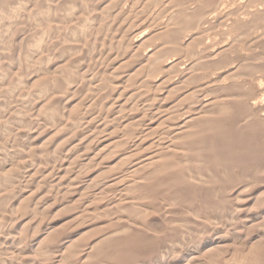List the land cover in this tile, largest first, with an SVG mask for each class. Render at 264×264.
<instances>
[{
    "label": "rangeland",
    "instance_id": "374dc122",
    "mask_svg": "<svg viewBox=\"0 0 264 264\" xmlns=\"http://www.w3.org/2000/svg\"><path fill=\"white\" fill-rule=\"evenodd\" d=\"M92 1L94 2V0H86L85 3L83 2L82 7L86 4L85 6L89 8L84 7L85 10H91L92 7L90 6H93ZM109 1H103L105 4L107 2V6L103 3L104 7L106 6L107 12H105L104 8L103 15L106 13V17H103L102 22L100 21L101 23L96 22L92 27L93 29H91L92 31L89 29L92 34L86 32V36H82L87 39L83 38V40L82 37H78L77 40L80 39L81 41L76 42V38H74L75 36H73L71 31H68L69 34L66 32L64 34V31L52 32L56 36L53 41L55 43H52V46L56 45V41L60 39L59 41H63L66 45L60 42L61 46L63 45L67 49L65 50L63 46L64 49L59 48V44L57 46L59 49L57 50L61 51L63 49L65 53L70 51L69 54H72V57L69 55V58L71 57L70 62L66 60L68 57L65 58L66 63H69L70 66L68 64L64 65L65 60H63L64 63L60 62L57 65L58 67L48 66L43 71L44 73L47 71L46 75L55 73L63 76L60 85L64 84V86H58V88L60 87L57 91L59 93H56V96H65L69 99L65 98V100H68V106L65 108L63 120L61 119L62 117L56 116V114L54 117V113L56 112L54 107H36L35 105L39 104V98L44 95L40 91L38 82L34 80L35 67L33 68V65L35 56L31 54L30 50L28 53L31 55V60H24L25 62L21 63V65L23 64L22 68H19L21 65L17 66L19 65L17 64V60L13 61L9 57L6 58L10 61L6 60L5 70L3 68L4 63H2L3 59H0L3 64L1 65L0 63V70H4L5 73L3 74L0 71V113H2L1 110H7L8 107L11 109L15 107L22 108L18 109L17 113L19 114H14L15 116H12V120H9L10 122H6L7 125L11 123V126L8 125V127L4 121L0 123L1 125L4 124L2 125L3 128H1L2 126L0 127L4 131L0 137V142L9 140L10 138L7 137L6 139L5 137L15 134L17 130H22L24 133V131L26 132L34 128L35 135V144L30 145V147L32 146L31 148L28 146V150H23V155L24 153L25 155L20 156L22 158H19V161L16 159L17 157H14L16 156V151L13 152L14 148H12L13 151L11 152L13 154V157L11 156L12 160L9 158L5 159V162L7 160L6 164L3 162L4 159L2 161L0 157L3 163L0 162V186H2L0 187V218L3 217V220L0 219V222L3 221L0 227L4 229V233H2L4 234L3 240L5 241L2 240V234H0V250L4 248V250L0 251V264H264V188L261 186L255 188L254 182L250 183L253 180H250L249 177L247 179L246 174H244L245 172L239 174L243 167L237 166L240 170L236 168L237 164L240 163L239 165H242L243 158L245 159L243 161H246V164L249 163V165L250 161H254L255 159L249 157L257 153L260 158H264L263 128L256 125L249 126V124L245 123L242 126L245 129L244 132L240 128L238 130H242L241 132L235 131L236 133H241L240 135L234 134L237 137L236 139L228 138L226 135L232 130L231 123H228V119H231V113L229 112L231 104L228 100H225V102L221 101L223 104L220 102L217 106H213L216 112H221V116L224 115L222 118L226 117L225 120H217L218 124H216V119L215 117L213 118V114L214 116L216 114L211 113V115L208 113L206 117L204 116L205 118L202 117L193 121L194 125H192L193 122L190 124V131L188 132V134L190 133V137L186 136L187 139L190 138L189 140L185 139V136L176 138L173 132L176 128L175 121L178 119L177 117L182 116L185 112H189L198 103L199 96L198 94L196 95V90L208 83L212 87H215L214 84L219 85L215 76L219 70L226 71V67L231 66L228 60L235 61V57L244 52L245 50L243 49H247L251 42V45L254 43V47H257V49L259 44L253 42V35H244L243 38L239 36L241 32L239 28L235 30L236 26H234L232 28L233 32H236V35L233 34L232 37L234 45L226 49L219 56V58L222 57L219 60H226V63L224 61L222 65L224 69L222 67L218 70L215 67V65L217 66L215 62L214 65H208L211 60L206 61L204 59L205 63L200 67L203 70H198L199 73L197 72L193 76V81L191 79L189 83L187 81L183 82L185 84L180 83L179 90L174 89L171 92H164L162 87L165 85L161 87H157L156 85L150 86L148 79H151L153 75L163 77L164 82L167 79L169 81L174 78L180 79L177 69H163L158 66V63H153V66L152 64L149 66V69L152 68L149 71L141 66V64H134L135 58L125 59L123 57L125 50L122 47L123 41L121 42L119 37L123 33V30H126L130 26L132 28V26L136 27L140 24L148 27L150 20L160 15L157 14L158 12L156 13V11L161 9L160 0L157 1L158 4L156 0H148V2L144 0L148 4H145L146 8L144 3H142L143 0H129L130 3L134 2V4L131 3L134 5L132 6L134 9L132 8L133 11H129L130 14H128L129 12L127 13L128 16L121 13V11L119 12L118 9L115 10L111 8L112 6L110 7L111 3L113 4V2L120 0H111L108 4ZM4 5L6 8L4 16H7L4 20H6L7 24L5 22L2 24L3 27L5 26L4 28L7 27L5 29L7 32L3 29L5 36L2 39L8 40V45L2 41L1 46L4 45L9 50L12 49V46H19L21 41L24 42L25 37H28L26 38L28 40L31 34V41L33 44H36L34 41L36 39L37 42V36L34 33V29L37 13L46 11L48 14L50 12V14H54L56 11L60 19L64 18L65 13L62 15V12L67 9V7L62 6L61 9H58L59 11L61 10V13H59L55 7L52 8V6L48 5V2L43 3L39 0H8L7 4ZM154 5H156V8ZM111 10L113 12H110ZM60 14L62 17H60ZM162 14L160 15L161 17ZM165 14L167 12H164L163 16ZM177 17L175 24H178L177 26L174 24V26L180 29L184 27V21L179 16ZM63 18L60 21L62 20V23H66L67 18L66 20ZM124 18H126L125 20H129L125 22ZM126 23L130 25L128 26ZM260 28L263 29L264 24ZM185 29V27L181 28L180 31L182 30L187 33L188 30L185 31ZM221 30V28H213L210 31L211 33L209 32V37L204 42H209L210 44H214L215 42L217 45L220 41L219 39H222L219 34ZM58 34L59 36H63V38L58 37ZM180 34L182 35L183 33L180 32ZM180 34L179 36L181 37ZM94 41H97V43ZM211 41L213 42L211 43ZM255 43L258 45L256 44L255 46ZM32 46L31 50L33 53ZM52 46L50 43L52 50L56 48V46L54 48ZM164 48L167 51L170 50V55L173 57L180 56V53L175 50L173 44H168V46L165 44ZM193 50V47L189 48V53L187 52L188 57L193 56V54H195V57L196 55L197 57H205L206 55L205 52L200 54L201 52ZM187 56L185 60L189 59ZM123 59L125 61L129 59V61L124 62ZM10 67H13L15 71L18 68L19 73L16 71L17 74H14L15 71ZM77 67L80 69L77 70ZM67 69H70V73L72 72V78L75 75L77 77L72 79ZM159 69L160 71H158ZM74 71L79 72L77 74ZM148 71L149 73L151 72V75ZM82 74L84 77L81 76ZM129 75L134 80H128V83L134 84L133 86L124 83L127 82V78L131 79ZM135 76L138 80H135ZM19 77L23 78L21 82ZM139 77L140 82L143 80V84L139 82ZM63 80L70 81L64 82ZM72 80L73 82L76 80L75 84L72 83ZM62 87L64 90L62 89L61 91ZM62 93L64 96H62ZM46 98L51 97L47 96ZM17 101H20V104ZM14 105L17 106L12 107ZM191 105L192 107H190ZM35 108L38 109L35 110ZM221 108L224 112H222ZM51 109L55 112L51 113L53 112ZM39 111H41V114L36 113ZM49 113L53 116L50 114L49 117ZM173 116L176 117L174 118ZM221 116L219 115L218 118H221ZM227 116L229 117L227 118ZM14 119L15 121H13ZM208 120L210 121L206 122ZM17 121L19 122L18 126L15 123ZM210 122H215L213 124L216 127L219 125L217 128L215 127L216 130ZM246 122L248 123V121ZM5 125L10 130L14 127L12 132L15 133L11 134V131L7 130ZM35 130H38L39 134ZM216 131L218 132L217 135ZM5 132H8L10 135L8 133L6 135ZM214 132L213 136L218 139L213 137L215 139L213 140L210 138L211 133ZM245 136L248 137L247 139L257 136L255 138H258V141L255 142L256 144H253L252 142L248 143L245 139L244 142L242 137L246 138ZM2 138L5 139L3 140ZM227 138L231 140L229 141ZM171 141L177 147L170 146L169 148L167 143ZM229 142L234 144L231 145ZM3 143H1V146ZM217 143L224 149H220L221 151L224 152L226 148L224 153L227 152V155H224L223 152L221 154L225 156L223 157L224 159H227V157L228 159L229 157L232 158L230 155L231 149L234 150V147L238 149L239 146L238 150L240 154L243 152L244 156L241 154L243 158L240 155L238 159L241 157L242 160L241 158L239 161L236 160L235 167L233 159H231L232 162L227 160L232 164L229 167L226 166L227 164L224 165L226 166L225 168L223 165L219 167L217 163H219L220 157L214 154L218 150V148H215ZM240 144L243 146H240ZM204 146L205 148L202 149ZM217 146L220 147L219 145ZM213 149L217 150L213 153ZM154 156L157 157L155 158ZM215 157L219 159L216 160V162L218 161L217 163L213 159ZM212 160L217 166L212 163ZM257 161L258 158L255 159V163ZM7 163L9 164L7 165ZM2 165L3 167H1ZM243 165L246 168L249 167L248 164L245 165L244 163ZM4 166L8 169L7 171L4 169ZM245 167L244 170L246 171ZM10 168L12 169L11 171H9ZM1 171L8 172L7 176L3 177V180L2 176L5 173L3 174ZM114 176H119L117 179L119 182L115 181L113 183L110 177ZM220 176L224 179L222 180ZM234 176L237 177L235 178ZM8 178L12 179L14 183H8ZM9 182L11 181L9 180ZM226 182L230 184L228 185ZM236 184L239 188H234ZM246 184L248 185L246 186ZM233 188L237 189V192L231 193ZM260 189L262 190L261 192H259ZM241 191L242 193H240ZM258 192L259 195L257 194ZM261 193L263 196L260 195ZM210 197L214 199L217 197L216 200L219 199V201L217 200L218 203L207 201L208 199H213ZM222 197H226L230 201L224 200ZM220 198L223 200H220ZM252 198L253 200H251ZM246 199L248 201H244ZM254 200L257 202L255 203ZM220 201H223V203ZM252 223L254 224L252 225ZM2 228H0L1 231L3 230ZM7 233H10V236ZM14 233L21 239L18 240L19 242H16L17 239L14 238ZM66 241L67 243H65ZM14 245L20 248L19 251H21L19 253L18 248H16L17 252H14L13 248L16 247ZM6 247L8 248L5 251ZM4 251L6 252L4 253L5 259H3L4 256L2 255Z\"/></svg>",
    "mask_w": 264,
    "mask_h": 264
},
{
    "label": "bare ground",
    "instance_id": "6f19581e",
    "mask_svg": "<svg viewBox=\"0 0 264 264\" xmlns=\"http://www.w3.org/2000/svg\"><path fill=\"white\" fill-rule=\"evenodd\" d=\"M4 1L5 0H0V59L3 61L2 63H4V69L6 68V64H7V61L6 60H8V59H6V58H12V60L14 61V60H17V64H19V65H17L18 67L21 65V63H24L25 61L24 60H27V59H30V54L28 53V51L30 50L31 51V54L32 55H34L35 56V62H34V65H33V68L35 67V71H34V80H36L37 82H38V85H39V87H40V91H41V93L44 95L43 97H41V98H39L40 99V101H39V104H35L36 105V107L37 106H39V107H54V109H55V111H53V109H51L53 112H51V113H54V117H55V114H56V116H60V117H62L61 119L63 120V116L65 115V108L68 106V98L67 97H65L64 95H63V93H62V96H64V97H60V96H56V93L58 94L59 92H57L58 91V89L60 88H58V86H64V84L63 85H60V81L62 80V78H63V76L61 77V76H59V75H57V74H55V73H53L52 75H46L47 73V71L44 73L43 71H44V69H46L48 66L50 67H58L57 65L60 63V62H63V60H65V58L66 57H68L66 60H70V58L72 57V54H69V52H67V53H65L64 52V46L63 45H65V43L63 42V41H59L60 39L58 38V37H60L61 39L63 38V36H59V34H58V41H59V43H58V41H56L57 43H56V45H53L52 46V43H53V41H54V39H55V37L56 36H54L53 34H52V32H55L56 33V31H59V32H63L64 31V34H65V32L67 33V34H69V32L68 31H71V33L73 34V36H75L74 38H76V40L75 39H73V40H75L76 42L77 41H79V40H77V38L79 37H82V36H84L85 34H86V32H90V30L91 29H93L92 27L95 25V23L96 22H102V20H103V17H106L105 15H106V4H107V2H106V4L103 2V1H105V0H94V2H93V6H90V7H92L91 8V10H85V8L84 7H87V6H85L84 5V7H82V4H83V2L85 3V1L86 0H50V1H46V0H39V1H42L43 3H45V2H48V5H50V6H52V8L53 7H55V9H57V11H59L58 9H61V7L62 6H65V8L67 7V9H66V11H64V12H62V15L65 13V15H64V18L61 16V14H60V17H62L64 20H66V18H67V22L66 23H62V20L60 21V19H62V18H58L59 16H57V14H56V11L54 12L53 10V12H54V14H48L46 11L45 12H43V13H41V12H39V13H37L36 14V16L35 17H37L36 18V25H35V35L37 36L36 38H37V42H36V39L35 38H33V39H35V41H34V43H36V44H33V42L31 41V35L29 36L30 38L27 40L26 38H28V37H25L24 38V42L23 41H21L20 42V44H19V46L18 45H16V46H12V49L11 50H9L8 49V47L7 48H5V46L3 47V46H1V44H2V41H4L5 43H7L8 42V40H3L2 38H3V36H5V33L3 32L6 28H4L3 27V22H5L6 20H4V19H6V15L4 16V14L6 13V8H5V5L4 4H7V1L8 0H6V2L4 3ZM16 1H18V0H16ZM82 1V2H81ZM89 1V0H88ZM109 1V0H108ZM111 1V0H110ZM110 1L108 2V4L110 3ZM146 2H148V0H145ZM151 1V0H150ZM149 1V3H151ZM157 1H159V0H156V2ZM113 2V1H112ZM146 2H144V0H143V2L142 3H144V6H145V4H146ZM154 2V1H153ZM159 2H161V9H159L158 11H156V13L159 15H161V13H163L164 14V12H167V14H165V16H163V14H162V17L159 15L158 17L156 16L154 19L152 18V20H150V22H149V24H148V27L147 26H142V25H140L139 24V26L137 25L136 27L134 26H132V28H131V26L129 27V28H127L126 30H123V33L121 34V36H119L120 37V41L122 42V47H124V50H125V52H123L124 54V58L126 59V58H135V63L134 64H141V66H143V67H145L146 69H148L149 71L152 69H149V66L152 64V66H153V63L154 64H156V63H158L159 65V67L160 68H163V69H166V68H168V70L170 69V68H175V69H177V71H178V73H179V76H180V79H172V80H168L167 79V81L166 82H164L165 80L163 79V77H161V76H154L153 75V77H151V79H148L149 80V85L150 86H157V87H161V86H163V85H165L164 87H162L163 88V90H164V92H166V91H169V92H171L172 90H174V89H178L179 87H180V83L181 84H185V83H183L184 81L186 82L187 81V83H189V81H191V79L193 78V76H195V74L198 72L199 73V69L201 70V65H203L205 62H204V59H206V61L207 60H211L209 63H208V65L209 64H217V66L215 65V67H217L218 68V70L219 69H221L223 66V64H224V61H225V63H226V60L224 59V61L221 59V60H219L220 58H222V57H220L219 58V56L221 55V53L222 52H224L226 49H228V48H230V47H232L233 45H234V40L232 39V37H233V34H235L234 32H233V27L234 26H236L235 27V30L237 29V28H239V30H240V32H241V34H239V36H242V38H243V36L245 35V36H247V35H253V37H254V39H252V40H254L253 42H257V43H255V46H256V44L258 45V49H257V47L255 48L254 47V43L251 45V43H250V45L252 46H248L247 47V49L246 48H244L243 50H245L244 52H242L240 55H237L235 58V61H231V60H228V61H230V65L231 66H229V67H226V71H223V70H219L218 72H217V75L215 76V77H217V80H218V84L219 85H215L214 84V86L215 87H212L209 83L208 84H206L205 86H201V88L199 87V89L198 90H196V95L198 94V96H199V100H197L198 101V103L196 104V106L194 105V107L192 108V110H189V112H185V114H183L182 116H180V117H177L178 119V121L176 120L175 122H176V124H175V131H173L174 132V136H176V138H182V137H184L185 136V139H187V137L186 136H189L190 137V133L188 134V132L190 131V124L193 122V121H196L197 119H199V118H202V117H206V114H208V113H215L216 115L214 116V114H213V118L215 117V122H217L216 124H218V121L217 120H222V119H224L225 120V118H222L224 115H222L221 116V112H216L215 110H214V108L215 107H213V106H217V104L218 103H220L221 101H224L225 102V100H228L229 102H230V104H231V107H229V112L231 113V119L229 118L228 119V123L230 124L231 123V126H232V130H230L231 132H229V133H227V137L229 138H232V139H236L237 137H235V131H242V130H238V129H240V128H242V126L246 123V124H249V126H252V125H256V126H258V127H260V128H263V130H264V28L262 29V28H260L261 27V25L262 24H264V0H160ZM4 3V4H3ZM41 3V2H40ZM103 3L106 5L105 7H104V5H103ZM131 3H133L134 4V2L132 1ZM130 3V1L129 0H120V1H118V2H113V4L111 5L110 4V7L111 8H113V9H118L119 10V12L121 11V13H123V14H125L126 16H128L127 15V13L130 11L131 12V10H132V6H134V5H132ZM155 4V3H154ZM157 4H158V2H157ZM41 5V4H40ZM103 5V6H102ZM136 5V4H135ZM141 5V4H140ZM146 5H148V4H146ZM150 5V4H149ZM44 6H46V5H44ZM142 6V5H141ZM151 6H152V4H151ZM155 6V8H156V5H154ZM4 7V8H3ZM42 7V6H41ZM109 7V6H108ZM107 7V8H108ZM153 7V6H152ZM40 8V7H39ZM70 8V9H69ZM73 8V10H71ZM87 8H89V7H87ZM104 8H105V15H103V11H104ZM110 8V9H111ZM142 8V7H141ZM145 8H146V6H145ZM154 8V9H155ZM134 9V8H133ZM51 10V9H50ZM143 10V9H142ZM43 11V10H42ZM49 11V10H48ZM61 11V10H60ZM59 11V13H61ZM62 11H63V9H62ZM133 11V10H132ZM110 12H113L112 10L110 11ZM130 12L128 13V14H130ZM142 13V12H141ZM144 13V12H143ZM145 13H146V11H145ZM35 14V13H34ZM151 15V14H150ZM32 16V15H31ZM145 16V15H144ZM177 16H179L183 21H184V27L186 28L185 29V31L186 30H188V32L186 33V32H183L184 31V29H183V31L181 30L180 31V29L181 28H184V27H181L180 29L179 28H175V26H174V24H175V19H177L178 17ZM34 17V16H33ZM142 17V16H141ZM35 19V18H34ZM126 18H124V20H125ZM119 20V19H118ZM129 19H127V20H125V22H127ZM181 20V21H182ZM141 21V20H140ZM179 21V20H178ZM177 21V22H178ZM54 22V23H53ZM59 22V23H58ZM61 22V23H60ZM100 22V23H101ZM124 22V21H123ZM180 22V21H179ZM6 23V22H5ZM4 23V25H6ZM119 23V22H118ZM128 23H130V22H128ZM135 23V22H134ZM127 24V23H126ZM177 24L178 23H176L175 25L177 26ZM128 26L130 25V24H127ZM99 26V25H98ZM213 28H221L222 30H221V33L219 32V34L221 35L220 37L222 38V39H219L220 41L217 43V41H216V43H217V45L215 44V42H214V44L212 43L213 41H211V43L212 44H210L209 42L208 43H205L204 41L205 40H207V38L209 37L208 35L211 33L210 31L213 29ZM4 29V30H3ZM90 29V30H89ZM262 29V30H261ZM89 30V31H88ZM215 30V29H214ZM239 30H238V32H239ZM6 31V30H5ZM92 31V30H91ZM107 31V30H106ZM220 31V30H219ZM7 32V31H6ZM180 32H182L183 34L182 35H184V33H186L184 36H182L181 34H180ZM210 32V33H209ZM3 33H4V35H3ZM91 33V32H90ZM100 33V32H99ZM218 33V32H217ZM63 34V33H62ZM66 34V35H67ZM92 34V33H91ZM101 34V33H100ZM179 34L181 35V37L179 36ZM71 35V34H70ZM87 35H90V34H87ZM94 35V34H93ZM111 35V34H110ZM214 35V34H213ZM236 35V34H235ZM34 36V35H33ZM86 36V35H85ZM64 37H65V35H64ZM90 37V36H89ZM88 37V38H89ZM114 37V36H113ZM218 37V36H217ZM248 37H250V36H248ZM247 37V38H248ZM73 38V37H72ZM85 39L86 37H82V39ZM91 38V37H90ZM96 38V37H95ZM160 38H162V39H160ZM235 38V37H234ZM4 39H6V38H4ZM8 39V38H7ZM26 39V40H25ZM32 39V40H33ZM83 39V40H84ZM87 39V38H86ZM236 39H237V37H236ZM57 40V39H56ZM70 40H72V39H70ZM93 40H94V38H93ZM96 40V39H95ZM216 40H218V39H216ZM66 42H69L68 40H65ZM81 41V40H80ZM236 41V40H235ZM238 41V40H237ZM240 41H241V38H240ZM3 42V44H5ZM60 42H62V43H64L62 46L64 47H62L61 46V43ZM95 42V41H94ZM49 43V44H48ZM50 43H51V46L54 48L55 46H56V48L55 49H51V47H50ZM55 43V42H54ZM53 43V44H54ZM72 43H73V41H72ZM75 43V42H74ZM95 43H97V41L95 42ZM237 43V42H236ZM59 44H60V46H59ZM167 45L168 46V44H173L174 45V48H175V50H177L178 51V53H180L179 55L180 56H177V57H173L172 55H170V50H166L165 48H164V45ZM248 44H249V42H248ZM7 45H8V43H7ZM31 45H33L32 46V49L34 50V52L33 53H35V54H33L32 53V50H31ZM237 45V44H236ZM57 46H59V48H63L62 50H63V52L61 53V51L60 50H57V49H59V48H57ZM66 46V45H65ZM239 46V45H238ZM260 46V47H259ZM190 47H193L194 48V50L193 51H198V52H201L200 54H202L203 52H205V57H201V56H199V57H197V55H196V57L194 56L195 54H193V56H190V57H188L187 56V52L189 53V48ZM235 47V46H234ZM244 47V46H243ZM254 47V48H253ZM30 48V49H29ZM28 49V50H27ZM67 48H65V50H66ZM173 49V48H172ZM175 50H173V51H175ZM58 51V52H57ZM190 51H192V49H190ZM229 51V50H228ZM10 52V53H9ZM28 54H27V53ZM231 52V51H230ZM194 53V52H193ZM174 54V53H173ZM198 54V53H197ZM69 55H71V57L69 58ZM188 55H190V54H188ZM188 57L189 59H187V60H185V57ZM235 56V55H234ZM233 56V57H234ZM191 57H194V58H191ZM5 58V59H4ZM74 59V58H73ZM129 59L128 60H124V62H127V61H129ZM1 60H0V63H1ZM6 62H5V61ZM31 60V59H30ZM66 60H65V63H64V65H66V64H68L69 65V63H66ZM84 60V59H83ZM86 60V59H85ZM212 60H213V63H212ZM10 60H8V62H9ZM67 61V62H68ZM115 61V60H114ZM117 61V60H116ZM227 61V62H228ZM70 62V61H69ZM215 62V63H214ZM1 63V65H3ZM13 64H15L14 62H12ZM71 64V63H70ZM207 64V63H206ZM229 64V63H228ZM23 65V64H22ZM22 65L19 67V68H22ZM61 65V64H60ZM59 65V66H60ZM64 65H62V66H64ZM67 65V66H68ZM72 65V64H71ZM207 65V66H208ZM70 66V65H69ZM138 66V65H137ZM206 66V65H205ZM211 66V65H210ZM224 66H226V65H224ZM1 67V66H0ZM13 67H15L14 65H13ZM13 67L11 68V69H13ZM79 67V66H78ZM76 68L77 70H79L80 68ZM131 67V66H130ZM204 67V66H203ZM202 67V68H203ZM64 68H66V67H64ZM63 68V69H64ZM68 68V67H67ZM206 68V67H205ZM17 70V72L19 71L18 70V68H16ZM59 69V68H58ZM62 69V68H61ZM62 69V70H63ZM83 69V68H82ZM143 69V68H142ZM207 69H209L208 67H207ZM216 69V68H215ZM222 69H224V67L222 68ZM6 70V69H5ZM52 70H54V69H52ZM65 70V69H64ZM68 70V69H67ZM66 70V71H67ZM70 70V69H69ZM69 70L67 71V72H69ZM145 70V69H144ZM153 70H154V68H153ZM162 70V69H161ZM171 70V69H170ZM203 70V69H202ZM201 70V71H202ZM3 74H5L4 73V70L2 71V70H0ZM13 71H15L14 69H13ZM16 71L14 72V74H17L16 73ZM20 71H21V69H20ZM73 71V70H72ZM136 71H137V69H136ZM149 71H148V73H149ZM158 71H160V69L158 70ZM164 71V70H163ZM216 71V70H215ZM215 71H213V72H215ZM63 72V71H62ZM74 72H79V71H74ZM80 72H82V73H84L83 71H80ZM86 72V71H85ZM155 72H156V70H155ZM155 72H152V73H155ZM212 72V73H213ZM19 73V72H18ZM70 73V72H69ZM68 73V74H69ZM76 73H74V74H76ZM88 73V72H87ZM134 73H135V71H134ZM151 73V72H150ZM149 73V74H150ZM48 74H50V73H48ZM60 74V73H59ZM65 74V73H64ZM70 74H72V72L70 73ZM69 74V76L72 78V76H73V74L72 75H70ZM78 74V73H77ZM138 74V73H137ZM142 74V73H141ZM149 74H148V77H149ZM157 74V73H156ZM214 74V73H213ZM66 75V74H65ZM136 75V74H135ZM151 75V74H150ZM158 75V74H157ZM168 75V74H167ZM33 76V75H32ZM68 76V75H67ZM81 76H83L84 77V75L82 74ZM197 76V75H196ZM212 76V75H211ZM61 79H60V78ZM69 77V78H70ZM75 77H77V75H75ZM75 77H73L72 79H75ZM177 77H178V75H177ZM199 77V76H198ZM202 77V76H201ZM220 77V78H219ZM225 77H226V79H225ZM20 78V77H19ZM67 78V77H66ZM129 78H131L130 77V75H129ZM144 78V77H143ZM150 78V77H149ZM212 78V77H211ZM219 78V79H218ZM23 79V78H22ZM21 78H20V82H21V80H22ZM60 79V80H59ZM78 79V78H77ZM137 78H136V76H135V80H136ZM169 79H170V77H169ZM196 79V78H195ZM15 80V79H14ZM128 80H132V78L131 79H128L127 78V82H124V83H128ZM134 80V79H133ZM132 80V81H133ZM138 80V79H137ZM194 79H192V81H193ZM214 80V79H213ZM12 81V80H11ZM66 81V80H65ZM64 81V82H65ZM68 81H70V80H68ZM68 81H66V82H68ZM121 81V80H120ZM123 81H124V79H123ZM196 81V80H195ZM219 81H220V83H219ZM17 82V81H16ZM24 82V81H23ZM36 82V83H37ZM74 82H76V80H74ZM73 82V80H72V83H74ZM130 82V81H129ZM139 82H140V77H139ZM142 82V83H141ZM140 83L141 84H143V80L141 81ZM148 82V81H147ZM210 82H211V80H210ZM134 83V82H133ZM211 83H213V82H211ZM3 84V83H2ZM8 84V83H7ZM10 84H12V83H10ZM20 84V83H19ZM69 84L71 85V83L69 82ZM75 84V83H74ZM129 84V83H128ZM136 84V83H135ZM139 84V83H138ZM13 85H14V82H13ZM129 85H131V86H133L132 84H129ZM167 85V86H166ZM191 85V84H190ZM66 86V85H65ZM72 86V85H71ZM70 86V87H71ZM75 86V85H74ZM111 86V85H110ZM181 86H183V85H181ZM187 86V85H186ZM200 86V85H199ZM140 87V86H139ZM184 87V86H183ZM66 88V87H65ZM73 88V87H72ZM78 88V87H77ZM77 88H76V90H77ZM253 88H254V90H253ZM256 88V89H255ZM62 89H63V87L60 89L61 91H62ZM148 89V88H147ZM16 90V89H15ZM64 90V89H63ZM179 90V89H178ZM177 90V91H178ZM180 90H182V89H180ZM7 91V90H6ZM17 91V90H16ZM61 91H60V93H61ZM8 92V91H7ZM163 92V93H164ZM195 92V91H194ZM6 93V92H5ZM65 94V93H64ZM7 95V94H6ZM9 95V94H8ZM18 95H20V94H18ZM53 95V96H52ZM12 96V95H11ZM51 97V98H46V97ZM38 97V96H37ZM65 98H67L66 100H65ZM24 100V99H23ZM35 101V100H34ZM20 102V101H19ZM18 101H17V103H19ZM189 102V101H188ZM33 103V102H32ZM222 103V102H221ZM227 103V102H226ZM20 104V103H19ZM75 104V103H74ZM195 104V103H194ZM223 104V103H222ZM18 105V104H17ZM17 105H14V106H12V107H15V106H17ZM34 105V104H33ZM79 105V104H78ZM19 107H20V105H18ZM22 106V105H21ZM72 106V105H71ZM25 107V106H24ZM34 107V106H33ZM59 107V108H58ZM190 107H192V105L190 106ZM189 107V108H190ZM217 108V107H216ZM10 109V110H9ZM18 109L19 108H17V107H15V108H9L8 107V111L6 110V109H4V110H1L2 111V113H0V123H2V121H4L5 122V124L7 125V123L6 122H8L9 120H12L11 118H12V116L15 114V115H17V114H19V113H17L18 112ZM20 109H22V108H20ZM19 109V110H20ZM31 109V108H30ZM36 109H38V108H35V110ZM50 109V108H49ZM218 109H220V108H218ZM6 110V112H4ZM33 110V109H32ZM177 110V109H176ZM221 110H222V112H224L223 111V109L221 108ZM226 110V109H225ZM24 111V110H23ZM34 111V110H33ZM218 111V110H217ZM19 112H21V111H19ZM37 114H41V111H39V112H36ZM45 113V112H44ZM51 113H49V117H50V114ZM89 113V112H88ZM220 113V114H219ZM30 114V113H29ZM33 114V113H32ZM35 114V113H34ZM209 114V115H210ZM223 114V113H222ZM14 115V116H15ZM26 115H28V114H26ZM52 115V114H51ZM78 115V114H77ZM212 115V114H211ZM210 115V116H211ZM221 116V118H218V116ZM36 116H38V115H36ZM53 116V115H52ZM177 116V115H176ZM176 116H173L174 118L176 117ZM208 116V115H207ZM69 117V116H68ZM204 117V118H205ZM212 117V116H211ZM229 116H227V118H228ZM47 118V117H46ZM51 119V118H50ZM123 119V118H122ZM209 119V118H208ZM46 120V119H45ZM86 120V119H85ZM93 120V119H92ZM174 120V119H173ZM206 120H207V118H206ZM214 120H212V121H214ZM13 121H15V119L13 120ZM36 121V120H35ZM38 121V120H37ZM210 120H208V121H206V122H209ZM223 121V120H222ZM221 121V122H222ZM245 121V122H244ZM246 121H248V123L246 122ZM10 122V121H9ZM18 122V121H17ZM17 122H15L16 123V125L17 124H19V122L17 123ZM215 122H210L211 124H213V123H215ZM225 122H227V121H225ZM14 123V122H13ZM13 123H12V125H13ZM14 123V124H15ZM57 123V122H56ZM89 123H90V121H89ZM199 123V122H198ZM201 123V122H200ZM202 123H204V122H202ZM11 124V123H10ZM9 123H8V125H10ZM27 124V123H26ZM43 124V123H42ZM154 124V123H153ZM205 124V123H204ZM221 124V123H220ZM227 124V123H226ZM225 124V125H226ZM2 125H4V124H2ZM1 124H0V127L2 126ZM5 125V126H6ZM7 125V126H8ZM54 125V124H53ZM156 125V124H155ZM192 125H194V122L192 123ZM200 125V124H199ZM203 125V124H202ZM207 125H209V124H207ZM7 126H6V129H7ZM11 126V125H10ZM18 126V125H17ZM213 126H214V124H213ZM219 125H217V127H218ZM222 126H223V124H222ZM229 126V125H228ZM245 126H247V125H245ZM255 126V127H256ZM9 127V126H8ZM16 127V126H15ZM39 127V126H38ZM97 127V126H96ZM196 127H198V126H196ZM205 127V126H204ZM207 127V126H206ZM216 126H214V128H215ZM216 127V128H217ZM220 127H221V125H220ZM225 127V126H224ZM248 127V126H247ZM257 127V128H258ZM1 128H3V126L1 127ZM23 128H25V127H23ZM41 128V127H40ZM194 128V127H193ZM193 128H191V129H193ZM214 128H213V130H214ZM216 128H215V130H216ZM231 128V127H230ZM5 129V128H4ZM12 129H14V127H12ZM12 129L10 130L9 128L7 129V130H9V131H11V134L12 133H15V132H12ZM34 129V128H33ZM33 129H31V130H28V131H24V133L22 132V130H17L16 131V133L15 134H13V135H10L8 132H5V134L6 133H8L10 136H8L7 134V136L5 137L6 139H7V137L8 138H10L9 140L7 139V140H5V142L3 143L2 141L0 142V157H1V159H2V161H3V159H4V163L6 164V162H7V160H6V162H5V159H10V160H12V158H11V156L13 157V154L11 153L12 151H13V149L12 148H14V151L13 152H15V154H16V156H14V157H17L16 159H18V161H19V158H22V157H20V156H22L23 155V150H25V149H27L28 148V146L30 147V145H33V144H35L34 143V139H35V135H34V131H33ZM69 129V128H68ZM99 129V128H98ZM195 129V128H194ZM212 129V128H211ZM221 129H222V127H221ZM243 129V128H242ZM249 129V128H248ZM248 129H246V130H248ZM2 130V131H1ZM73 130V129H72ZM217 130H219V129H217ZM244 130L245 129H243V132H244ZM6 131V130H5ZM21 131V132H20ZM36 131V130H35ZM38 131V130H37ZM36 131V133L37 134H39L38 132ZM74 131V130H73ZM211 131V130H210ZM227 131V130H226ZM229 131V130H228ZM249 131V130H248ZM247 131V132H248ZM252 131V130H251ZM254 131V130H253ZM258 131V130H257ZM261 131V130H260ZM2 132H4L3 131V129H0V137L2 136ZM262 132V131H261ZM71 133V132H70ZM99 133V132H98ZM217 131H216V135H217ZM225 133V132H224ZM223 133V134H224ZM4 134V133H3ZM96 134V133H95ZM204 134H205V132H204ZM203 134V135H204ZM213 134H215V132L214 133H211V137L210 138H212L213 139ZM221 134V133H220ZM220 134H218V135H220ZM236 134H239V133H236ZM241 134V133H240ZM239 134V135H240ZM248 134V133H247ZM264 134V133H263ZM193 135V134H192ZM191 135V136H192ZM202 135V136H203ZM209 135V134H208ZM207 135V136H208ZM215 135V136H216ZM260 135V134H259ZM198 136V135H197ZM196 136V137H197ZM201 136V135H200ZM222 136V135H221ZM242 136V135H241ZM247 136V135H246ZM245 136V137H246ZM250 136V135H249ZM258 136V135H257ZM257 136H255V137H257ZM263 136V135H262ZM38 137H39V135H38ZM222 137H224V136H222ZM250 137H252V136H250ZM249 137V139H247L248 137H246V138H244V137H242L243 138V141L245 140V141H248V143H250V142H252L253 144H256L255 142L256 141H258V138H255L254 136H253V138H250ZM5 138H2L3 140L5 139ZM215 139H218L217 137H214ZM219 138H221L220 136H219ZM227 138V139H228ZM239 138V137H238ZM97 139V138H96ZM190 139V138H189ZM189 139H187V140H189ZM215 139H213V140H215ZM224 139V138H223ZM222 139V140H223ZM264 139V138H263ZM94 140V139H93ZM102 140V139H101ZM211 140V139H210ZM220 140V139H219ZM218 140V141H219ZM229 140V139H228ZM231 140V139H230ZM229 140V141H230ZM238 140V139H237ZM237 140H236V142H237ZM81 141H83L82 139H81ZM99 141V140H98ZM204 141V140H203ZM206 141H207V139H206ZM217 141V140H216ZM225 141H227L226 139H225ZM235 141V140H234ZM239 141V140H238ZM242 141V142H243ZM244 141V142H245ZM259 141H260V139H259ZM84 142V141H83ZM228 142V141H227ZM235 142V143H236ZM1 143H3V145L1 146ZM205 143H207V142H205ZM230 143V142H229ZM232 143V142H231ZM230 143V144H231ZM240 143V142H239ZM238 143V144H239ZM247 143V142H246ZM58 144V143H57ZM175 143L174 142H170V143H167V145L169 146V148H170V146H176V145H174ZM220 144H222L221 142H220ZM220 144H218L217 143V145H219L220 146ZM229 144V145H230ZM234 144V143H233ZM233 144H231V145H233ZM262 144V143H261ZM213 145V144H212ZM215 146V148H218V152L216 151V150H214L213 151V153L214 154H217V155H219V159H217L216 157H217V155H216V159L215 158H213L214 159V161L216 162V160H219V163H217V165H219V167H220V165H223V167L225 168L226 166H230V165H232L231 164V162H232V160L231 159H233V163H234V167H235V165H236V163L235 162H237V161H239L240 160V158L242 157V155H243V152H241V154H240V152H239V146H238V149H236L235 147H234V150H232L231 148H229V149H231V151H230V155H231V157L232 158H230L229 157V159H228V157H227V159L225 158H223V157H225L224 155H227L226 153H224L225 151H226V148H225V151L223 152V151H221V150H224L223 148H221V146L220 147H218V146ZM236 145V144H235ZM242 144H240V146H241ZM62 146V145H61ZM190 146V145H189ZM202 146V145H201ZM200 146V147H201ZM205 146H207V145H205ZM205 146L204 147H202V149L203 148H205ZM224 146V145H223ZM243 146V145H242ZM252 146V145H251ZM250 146V147H251ZM257 146V145H256ZM32 147V146H31ZM30 147V148H31ZM90 147V146H89ZM177 147V146H176ZM186 147H187V144H186ZM249 147V146H248ZM247 147V148H248ZM261 147H262V145H261ZM30 148H29V150H30ZM180 148V147H179ZM263 148V147H262ZM33 149V148H32ZM36 149V148H35ZM89 149V148H88ZM94 149V148H93ZM186 149V148H185ZM194 149V148H193ZM210 149H211V147H210ZM221 149V150H220ZM227 149H228V147H227ZM251 149V148H250ZM249 149V150H250ZM28 150V149H27ZM188 150V149H187ZM221 152H220V151ZM248 150V149H247ZM35 151V150H34ZM34 151H32V152H34ZM39 151V150H38ZM100 151V150H99ZM133 151V150H132ZM241 151H243V150H241ZM255 151V150H254ZM29 152V151H28ZM32 152H30V153H32ZM98 152V151H97ZM224 153V155H221V154H223ZM229 152V151H228ZM157 153V152H156ZM155 153V155H157ZM253 153V152H252ZM14 154V155H15ZM126 154V153H125ZM245 154V153H244ZM258 154V153H257ZM257 154H255L254 156H252V157H249V158H255V159H257L258 158V161H257V163H255V159H254V161H250L251 163H250V165H249V163H247L248 164V168H246L243 164L245 163V165H247L246 164V161L244 162L243 160H245L243 157V160H242V158H241V160H242V165H239V164H237L236 165V168H237V166H240V168L241 167H243L241 170L239 169V168H237V169H239L240 170V172H239V174L241 173H243V172H245L244 174H246V177H247V179H248V177H249V179L250 180H253V181H251L250 183H252V182H254V187L256 188L257 186L259 187V186H261V187H263L264 188V158L262 157V158H260ZM24 155H25V153H24ZM23 155V156H24ZM32 155V154H31ZM229 155V154H228ZM229 155V156H230ZM241 155V157L238 159V157ZM246 155H248V154H246ZM251 155V154H250ZM26 156H27V154H26ZM91 156V155H90ZM244 156V155H243ZM155 157V156H154ZM154 157H153V159H154ZM157 157V156H156ZM155 157V158H156ZM24 158V157H23ZM152 158V157H151ZM162 158V157H161ZM1 159H0V162L2 163V161H1ZM15 160V159H14ZM26 160V159H25ZM227 160H230V161H227ZM237 160V161H236ZM9 161V160H8ZM206 161V160H205ZM210 161V160H209ZM213 161V160H212ZM214 161L212 162V163H214ZM13 162V161H12ZM228 162H230V163H228ZM255 164H254V163ZM21 163V162H20ZM158 163V162H157ZM3 164V163H2ZM9 163H7V165H8ZM11 164V163H10ZM215 164V163H214ZM225 164H227L226 166H224ZM1 165V164H0ZM7 165H5V166H7ZM22 165V164H21ZM150 165V164H149ZM211 165V164H210ZM216 165V164H215ZM216 165V166H217ZM5 166H4V169H6L5 168ZM215 166V167H216ZM251 166V167H250ZM1 167H3V165L1 166ZM227 167V168H228ZM244 167L246 168V171L244 170ZM218 168V167H217ZM4 169H3V171H4ZM8 169H6V171H7ZM12 169L10 168V170L9 171H11ZM17 170V169H16ZM18 170H20V169H18ZM188 170V169H187ZM216 170V169H215ZM222 170V169H221ZM227 170V169H226ZM229 170H231L230 168H229ZM243 170V171H242ZM3 171H1L4 175L2 176V180H3V177L4 176H7V173L6 172H3ZM220 171V170H219ZM242 171V172H241ZM200 172H202V171H200ZM231 172V171H230ZM198 173V172H197ZM225 173V172H224ZM228 173V172H227ZM232 173V172H231ZM236 173V172H235ZM20 174V173H19ZM121 174V173H120ZM186 174V173H185ZM220 174H221V171H220ZM243 174V175H244ZM2 175V174H1ZM10 175V174H9ZM8 175V176H9ZM114 175V174H113ZM196 175V174H195ZM216 175V174H215ZM218 175V174H217ZM224 175V174H223ZM222 175V176H223ZM236 175H238V174H236ZM248 175V176H247ZM11 176V175H10ZM116 176V175H115ZM110 177L111 178V180L113 181V183L115 182V181H118L117 179H118V177ZM242 176V175H241ZM245 176V175H244ZM124 177V176H123ZM217 177V176H216ZM221 177V176H220ZM235 178L237 177V176H234ZM239 177V176H238ZM245 177V178H246ZM6 178V177H5ZM11 178V177H10ZM10 178H8L11 182H9V180H8V183H14V181H12V179H10ZM21 178V177H20ZM222 178V177H221ZM225 178H228V177H225ZM243 178V177H242ZM205 179V178H204ZM224 178H222V180H223ZM16 180H17V178H16ZM20 180V179H19ZM120 180V179H119ZM225 180H227V179H225ZM225 180H224V182H225ZM234 180V179H233ZM237 181H238V179H236ZM241 180H245V179H241ZM5 181H6V179H5ZM4 181V182H5ZM112 181H111V183H112ZM249 181V180H248ZM16 182V181H15ZM18 182V181H17ZM119 182V181H118ZM223 182V181H222ZM235 182V181H234ZM25 183V182H24ZM197 183V182H196ZM218 183H220V182H218ZM227 183V182H226ZM226 183H224V184H226ZM240 183V182H239ZM243 183H245L244 181H243ZM7 184V183H6ZM188 184V183H187ZM223 184V185H224ZM228 184V183H227ZM230 184V183H229ZM228 184V185H229ZM5 185V184H4ZM24 185V184H23ZM197 185H199V184H197ZM227 185V186H228ZM237 185V184H236ZM235 185V186H236ZM248 184H246V186H247ZM250 185V184H249ZM124 186V185H123ZM226 186V185H225ZM234 186V185H233ZM234 186V188H239L238 187V185L235 187ZM240 186V185H239ZM251 186V185H250ZM0 187H2V186H0ZM6 187H8V186H6ZM230 187H232V186H230ZM230 187H229V190H230ZM5 188V187H4ZM233 188V190H232V192L231 193H234L237 189H234ZM249 188H251V187H249ZM1 189V188H0ZM13 189V188H12ZM246 189V188H245ZM245 189H243V190H245ZM253 189V188H252ZM6 190V189H5ZM241 190H242V188H241ZM248 190V189H247ZM264 190V189H263ZM8 191V190H7ZM206 191V190H205ZM227 191V190H226ZM240 191V190H239ZM239 191H238V194H239ZM262 190L260 189V191L259 192H261ZM21 192V191H20ZM237 192V191H236ZM244 192V191H243ZM259 192L257 193L258 195H259ZM264 192V191H263ZM262 192V193H263ZM5 193V192H4ZM7 193V192H6ZM221 193V192H220ZM222 193H224V192H222ZM227 193H228V191H227ZM240 193H242V191L240 192ZM262 193L260 194V195H262ZM10 194V193H9ZM202 194V193H201ZM255 194V193H254ZM253 194V195H254ZM218 195H221V194H218ZM229 195V194H228ZM236 195V194H235ZM234 195V196H235ZM224 196V195H223ZM230 196V195H229ZM229 196H227V197H229ZM248 197H250L249 195H247ZM263 196V195H262ZM1 197V196H0ZM7 197V196H6ZM221 197V196H220ZM241 197H243L242 195H241ZM251 197H252V195H251ZM257 197V196H256ZM210 198H213V197H210ZM217 198V197H216ZM216 198L214 199H208L207 201H209V202H211V203H218V201H219V199H217L216 200ZM223 198V197H222ZM235 198H237L236 196H235ZM240 198V197H239ZM246 198V197H245ZM263 198V197H262ZM23 199H24V197H23ZM22 199V200H23ZM194 199H196V198H194ZM199 199V198H198ZM197 199V200H198ZM224 200L226 199V200H228V198H223ZM223 199H221L220 198V200H223ZM238 199V198H237ZM256 199V198H255ZM259 199V198H258ZM264 199V198H263ZM193 200V199H192ZM204 200V199H203ZM232 200V199H231ZM236 200V199H235ZM242 201H243V199H241ZM251 200H253V198L251 199ZM257 200V199H256ZM260 200H262V199H260ZM260 200H258V201H260ZM228 201H230V199L228 200ZM244 201H248L247 199L246 200H244ZM255 201V200H254ZM10 202V201H9ZM191 202V201H190ZM195 202V201H194ZM221 203H223V201H220ZM219 202V203H220ZM241 202V201H240ZM257 201H255V203H256ZM21 203V202H20ZM19 203V204H20ZM56 203V202H55ZM226 203V202H225ZM261 203V202H260ZM232 204H234V203H232ZM204 205V204H203ZM9 206V205H8ZM210 206V205H209ZM225 206V205H224ZM20 207H21V205H20ZM201 207V206H200ZM215 207V206H214ZM217 207V206H216ZM228 207V206H227ZM246 207V206H245ZM202 208V207H201ZM6 209V208H5ZM17 209V208H16ZM19 210V209H18ZM242 211V210H241ZM233 212V211H232ZM3 213V212H2ZM4 213H6V212H4ZM8 214V213H7ZM6 214V215H7ZM14 214V213H13ZM19 214V213H18ZM12 215V214H11ZM13 217V216H12ZM252 217V216H251ZM250 218V217H249ZM0 219H2L3 220V217H1ZM11 219V218H10ZM17 219V218H16ZM246 219H248V218H246ZM254 220V219H253ZM1 221V220H0ZM259 221V220H258ZM3 222V221H2ZM2 222H0V224H2ZM8 222V221H7ZM258 223V222H257ZM254 223H252V225H253ZM259 224V223H258ZM4 225V224H3ZM261 225V224H260ZM2 226V225H1ZM171 226V225H170ZM169 226V227H170ZM3 227H5V226H3ZM22 227V226H21ZM250 227V226H249ZM254 227V226H253ZM0 228H2V227H0ZM9 228V227H8ZM251 229H252V227H250ZM3 229V228H2ZM14 229V228H13ZM22 230V229H21ZM215 230V229H214ZM254 230V229H253ZM6 231V230H5ZM259 231V230H258ZM0 234H2V240L4 239L3 237V233H4V229L1 231L0 230ZM3 232V233H2ZM7 232V231H6ZM168 232V231H167ZM170 232H172V231H170ZM222 232V231H221ZM247 232V231H246ZM252 232V231H251ZM166 233V232H165ZM6 234V233H5ZM8 234V233H7ZM16 234H18L17 232H16ZM16 234L14 233L13 235L15 236L14 238H16L15 240H16V242L18 241V240H21V239H19L17 236L19 235H17L16 236ZM9 236H10V233L8 234ZM12 235V234H11ZM217 235V234H216ZM220 235V234H219ZM5 237H7V236H5ZM64 237V236H63ZM175 237V236H174ZM219 237V236H218ZM248 237V236H247ZM0 238V239H1ZM11 238V237H10ZM21 238V237H20ZM168 238V237H167ZM60 239V238H59ZM171 239V238H170ZM173 239V238H172ZM220 239V238H219ZM70 240V239H69ZM76 240V239H75ZM4 241V240H3ZM68 241V240H67ZM67 241L65 242V243H67ZM170 241V240H169ZM5 242V241H4ZM13 242V241H12ZM19 242V241H18ZM41 242V241H40ZM64 242V241H63ZM72 242H73V240L70 242L71 244H72ZM2 244V243H1ZM9 244V243H8ZM21 244V243H20ZM20 244H18V245H20ZM42 244H43V242H42ZM75 244V243H74ZM217 244V243H216ZM3 245V244H2ZM67 245V244H66ZM68 245H70V244H68ZM218 245V244H217ZM4 246V245H3ZM14 246H16V247H14L13 249L15 250L14 252H17V250H16V248H18V246L17 245H14ZM212 246H214V245H212ZM222 246H223V244H222ZM23 247V246H22ZM158 247V246H157ZM216 247V246H215ZM7 248L8 247H6L5 248V251L7 250ZM68 248V247H67ZM159 248V247H158ZM211 248V247H210ZM3 250H4V248H2ZM2 249L0 250V251H2ZM19 249L20 248H18V253L21 251H19ZM155 249V248H154ZM219 249V248H218ZM227 250H228V248H227ZM3 252L2 253V255L4 256V258L3 259H5V255H4V253H6V252ZM205 252V251H204ZM211 252V251H210ZM224 252V251H223ZM11 253H13V252H11ZM213 253V252H212ZM21 254V253H20ZM19 254V255H20ZM201 255H202V253H201ZM210 255V254H209ZM195 256V255H194ZM205 256V255H204ZM2 257V256H1ZM196 257V256H195ZM198 257V256H197ZM208 258V257H207ZM7 259V258H6ZM15 259V258H14ZM191 259H193V258H191ZM190 259V260H191ZM195 259V258H194ZM1 261H3V260H1ZM23 261V260H22ZM189 261V260H188ZM194 261V260H193ZM5 262V261H4ZM3 262V263H4ZM196 263V262H195ZM8 264V263H7ZM197 264V263H196Z\"/></svg>",
    "mask_w": 264,
    "mask_h": 264
}]
</instances>
